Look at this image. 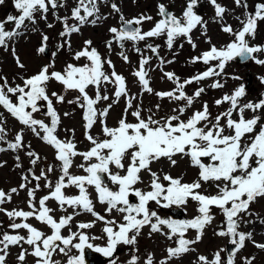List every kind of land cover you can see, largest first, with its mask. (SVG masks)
<instances>
[{
	"label": "snow or ice",
	"instance_id": "obj_1",
	"mask_svg": "<svg viewBox=\"0 0 264 264\" xmlns=\"http://www.w3.org/2000/svg\"><path fill=\"white\" fill-rule=\"evenodd\" d=\"M4 2L5 0H0V5ZM209 2L215 8V17L223 22L226 9L217 0ZM99 3L100 0H77L76 6L71 9L70 17H61L55 13L57 9L65 6V0H13L18 14H9L0 20V48H11L15 62L21 69L25 68V65L11 45L27 33L28 24L33 26L31 31H37L38 19L47 21L50 12L63 24V30L59 33L62 42L57 45V51L51 53L52 59L49 63L41 66L35 74L22 77V83H16L14 86L6 76L0 75V106L54 149L60 171L58 178L53 182L49 179V174L54 171L53 165L49 164L47 168L41 169L39 175L29 168L28 173L22 176L23 182L19 188L13 187L8 191L0 189V205L10 202L13 194L18 193L20 189L25 190L29 209L8 210L0 207V212L11 221L8 225L11 232H0V264H6L10 246L20 247L21 251L17 256L19 264H27L28 255L35 258V264H61L53 258L57 253L67 257V264H85V248L94 247L89 241L100 239L90 236L86 231L93 228L96 221L103 222L102 232L107 242L106 246H95V252L113 257L120 244L135 248L142 229L148 226L151 230L149 235L160 233L168 240H175L177 246L168 247L166 257L159 261V264H170L173 258L196 251L193 246L201 241L206 226L214 219L211 211L213 207L218 208L224 217L215 234L229 237L233 248L229 250L226 260L222 259L221 253L225 251L222 248L213 253L211 258L198 254L193 264H236V255L249 240L255 247L264 250V243L256 242L252 232L239 230L241 223L249 222L244 220V217L253 214L250 205L258 198H264V93L256 101L241 103V99L247 95L246 85L242 83L230 94L225 93L214 101L216 106L227 103L229 107L212 117L207 102L203 103L201 109L187 115L206 89L197 87L191 95L185 90L193 83L199 84L209 78L221 77L226 65L237 58L242 62L254 61L264 65V59L255 55L264 53V45H250L248 39L255 37L257 21L264 20V3L256 5L254 14L247 13L242 20L237 18L242 25L239 30L223 24L222 31L234 37L233 39L219 47L211 44L209 39L208 50L191 58L192 63L202 62L207 66L203 72L181 80L174 72L163 71L161 68L163 76L175 85L171 90L154 92L150 86L147 67L151 57L144 56L141 49L136 48L135 51L141 53V58L133 75L141 86V93H154L161 100L167 98L176 103L177 107L171 110V114L156 118L151 109L148 110L149 114L144 116L143 109L137 105L135 110L131 111L134 122H130L127 116L129 110L133 109L136 95L129 94L126 77L115 71L110 59H103L98 50L91 47V40H86L84 47L73 55L74 60L85 58L87 63H67L62 71L52 70L59 50L71 48L68 38L73 33H78L85 24L96 25L105 19L100 15ZM235 3L237 6L248 7L246 0H235ZM197 4L198 0H187L182 14L177 16L169 11L164 3H160V18L150 30L142 31L140 25L144 21H152V16L141 14L126 19L117 4L112 3V10L120 13L121 26L109 29L113 35L112 39L107 41V47L111 50L113 42H117L123 49L126 40L137 42L146 38L166 36L169 49L178 37H184L196 48L197 45L191 36L193 29L198 25L206 29V21L194 11ZM70 19L76 23L70 24ZM9 22L14 27L6 30V24ZM47 27L52 28L53 25L48 23ZM49 39L47 34L41 33V43L36 48L37 54L47 53ZM147 48L153 54L159 55V45L148 44ZM120 56L128 61L126 52L121 51ZM171 62L160 58L161 65ZM105 64L112 68L110 73L104 70ZM232 78L241 79L239 76ZM259 79L264 83V77ZM51 80L63 85L66 92L73 90L78 93L74 100H68L67 103H75L83 110L85 138L90 143L86 151L78 150L74 138L61 139L57 133L61 117L54 106V99L57 103H63L65 96L55 91L49 94L48 83ZM107 84L115 86L113 102L122 97L126 100L124 114L117 125L112 127L106 122L112 104L109 103L103 109L97 107L101 101L110 99L107 94H102V87ZM90 86L95 88L94 97L89 95ZM211 87L218 89L224 85L219 79H215ZM42 108L46 109L43 114L50 118V123L35 118L34 114ZM155 108L159 111L161 105L157 104ZM247 111L253 113L250 118L245 115ZM68 115V112L64 113L65 117ZM98 121L102 139L89 131ZM6 137L5 121L0 116V142L6 141ZM23 147L22 129L17 132L13 141H7V149L0 147V151H16ZM26 154L33 166L41 159L35 151L29 150ZM178 155L187 157L191 165L198 168L197 179L189 183L184 182L183 177H173L169 173L161 175L152 170L151 165L161 159H167L174 166L177 163L175 157ZM78 156L84 161L77 165L83 170L82 175H74L70 171L74 159ZM16 159L19 161V156ZM16 167L21 165L17 163ZM143 172L150 176L148 190L136 187L143 182ZM105 177L116 186L115 189L109 186ZM41 180L44 181L43 187L47 188L48 192L37 201L36 193L41 189ZM32 181H35L34 187H28ZM206 183L214 184V194L201 191ZM69 187L78 189V194L66 195L65 189ZM89 187L94 188L99 202L106 205L105 211L119 213L121 220L108 219L95 210ZM130 196L137 198V202H130ZM50 200L55 201L65 213L68 208L73 211L57 218L53 215L54 209L48 206L47 202ZM190 200L197 205V215L189 219L162 218L150 207V202H155L164 208L177 206L186 210ZM82 212L91 214L95 220L79 222L73 231L72 222ZM30 218L45 225L50 234L29 223ZM261 223H264V220H261ZM64 229L68 230V235L62 234ZM190 229L196 231L195 239L185 238ZM20 230H25L27 234H20ZM24 245L29 246L31 251ZM72 249L77 250L78 254H70ZM139 259L138 255L132 254L128 264H138ZM254 259L255 257H245L243 264H253ZM111 264H117L116 260L113 259ZM144 264H154L151 253L147 255Z\"/></svg>",
	"mask_w": 264,
	"mask_h": 264
},
{
	"label": "rangeland",
	"instance_id": "obj_2",
	"mask_svg": "<svg viewBox=\"0 0 264 264\" xmlns=\"http://www.w3.org/2000/svg\"><path fill=\"white\" fill-rule=\"evenodd\" d=\"M217 2L226 9L223 22L219 21V19L215 17V8L209 0H198V4L194 8V11L200 15L204 21H206V29L201 28V26L198 25L191 33L192 40L197 45L196 48H193L184 37H178L174 41L173 47L169 49L166 44V36H158L146 38L144 41L137 42L126 40L124 41L123 49H121L119 43L113 42L111 50H109L107 47V41L111 40L113 35L109 32V29L111 27H120L121 22L119 19L120 13H116L111 8L112 3L117 4L126 19H132L133 17H138L141 14L152 16V21H144L142 25H140L142 31H148L154 26L156 20L160 18L158 15V5L160 3H164L165 6L171 9L174 14L180 16L183 9L186 7L187 0H100V15L105 17V19H102L96 25L85 24L81 26L78 33H73L68 38L71 42V48L69 49L68 47H65L59 50L57 56L55 57V66L52 70L62 71L67 63H74L78 65L87 63L85 58H81L79 61L74 60L73 55L76 51L84 47V42L86 40H91V47H95L103 59H110L112 61L115 71L126 77L129 94L136 95L137 97V99L133 102V109L129 110L127 116V119L130 122H134V117L131 116V111L135 110L137 105L143 109L144 116L149 114V109L155 113L156 118L166 114H171V110L177 107L176 103L169 101L167 98L161 100L155 96L154 93H141V86L138 83L137 78L133 75V72L138 67L141 58V53H138L135 49L140 48L144 56L151 57L147 67L149 69L150 86L154 89V92L168 91L175 86L171 81L167 80L163 76L161 68H163V71L174 72L181 78V80L199 72H203L206 70L207 66L202 62L192 63L191 58L199 56L203 51L208 50L210 47L208 42L209 39L211 44H215L218 47L233 39L234 37L222 31L223 24L231 25L234 30H239L242 25L240 20L237 18L239 17L242 20L247 13L254 14L256 5L258 3H264V0H246L248 5L247 8L237 6L235 0H217ZM76 3L77 0H65V6L57 9L55 15L70 17L71 9L76 6ZM9 14H18L13 6V0H5V2L0 5V20L5 19ZM55 15L50 12L48 14L47 21L38 19V23L36 25L37 31L35 32L31 31L33 26L29 23V30L27 33L12 42L11 46L16 49V54L24 63L25 68L21 69L17 66L11 48L8 50L0 48V75L6 76L13 86L16 83H22V77L35 74L41 66L49 63L52 59L51 53L57 51V45L62 42V38L59 36V33L63 30V24L56 20ZM48 23H51L53 27L48 28ZM69 23H76V21L70 19ZM13 27L14 25L10 22L6 24V30H11ZM41 33L47 34L50 38L47 42L50 46V50H47V54L36 53V48L41 43ZM248 39L250 45H264V20L257 21L256 35L255 37H248ZM148 44H152L153 46L159 45L158 56L153 54L151 50L147 48ZM121 51L126 52L128 61H125L120 57ZM255 55H257L259 59H264V53ZM160 58H163L166 62H172L161 65ZM104 70L110 73L112 68L105 64ZM233 76H239L241 79H233ZM260 77H264V65L256 64L254 61L240 62V60H234L229 62L226 65L225 72L221 75V77L209 78L201 81L199 84L193 83L186 87L185 90L189 95H191L197 87H204L206 89L205 93L196 100L187 115H191L192 111L201 109L203 103L207 102L212 117H215L218 113L225 111L229 105L225 103L221 106H216L214 101L221 98L225 93L230 94L242 83L246 85L247 95L241 99V103L260 99L261 94L264 93V83L261 82L259 79ZM215 79H219L224 87L218 89L212 88L211 85ZM114 87L115 86L111 84H107L102 87V94H107L110 99L108 101H101L97 105L99 109H103L109 103L112 104V108L109 110V114L106 118V122L110 127L117 125L118 120L124 114L126 106V100L124 97L120 98L117 102H113L115 100L113 96ZM53 91L65 96V101L63 103H57L54 99V106L61 117V122L57 129L59 137L61 139L74 138L77 143L78 150L86 151L90 147V143L85 138L83 110L75 103H67L68 100H74L78 93L73 90L66 92L63 85L55 80H51L48 83V92L51 94ZM88 91L89 95L94 97L95 88L90 86ZM14 99L15 98L13 97V100ZM157 104L161 105L159 111L155 108V105ZM45 111L46 109L42 108L41 111L35 113L34 116L37 119H44L46 123H50V118L43 114ZM65 112L69 113L66 117L64 116ZM245 115L250 118L253 113L251 111H247ZM0 116H2L5 121V127L7 129L6 141L0 142V147L7 149V141H13L17 132L22 129L24 143V147L22 149L16 151L10 149L0 151V165H2L0 166V189L8 191L13 187L19 188V185L23 182L22 176L28 173L29 168H32L36 175H39L41 169L47 168L49 164L54 166V171L49 174V179L55 182L60 174V171L59 162L55 160L54 149L35 136L26 126L20 124V122L16 118L12 117L2 106H0ZM89 131L92 135L101 139L103 138L99 121ZM29 150L37 152L41 157L40 161L35 166L31 164L30 158L26 154ZM17 156L20 158L19 161L16 159ZM175 159L177 163L174 166L171 165L167 159H161L158 162H154L151 165V168L153 171L161 173V175L163 173H169L173 177H183L184 182L190 183L198 178V168L192 166L187 157H181L178 155ZM83 162L82 157H76L74 159V165L70 171L74 175L84 174L83 170L77 167V165ZM17 163H19L21 167H16ZM142 178L143 182L137 184L136 187H139L142 190H148V185L150 184L149 174L147 172H143ZM105 179L107 178L105 177ZM40 183L41 189L36 193L37 201L41 196L47 194L48 192V189L43 187L44 181L41 180ZM34 185L35 181H32L28 187H34ZM114 187L116 188L115 185ZM201 191L214 194L216 189L214 184L206 183ZM89 192L96 211L100 212L101 215L106 216L108 219L115 218L118 221L121 220V215L119 213L115 211L107 213L105 211L106 206L101 207L99 205H95V203H97V194L94 188L89 187ZM65 193L66 195H76L78 194V189L75 187H69L65 189ZM27 200V192L20 189L18 193L13 194L10 202L0 205V207L8 210L13 208L29 210ZM132 200H135V198H132ZM47 203L49 207L54 209L53 215L57 218L73 211L72 208H68L67 213L61 211L56 202L53 200H50ZM180 208L182 210L181 217L189 219L197 215V205L191 200L188 202L186 210L183 207ZM250 210L253 213L251 216H256L257 218L264 220V198H258L256 202L250 205ZM211 211L214 219L210 225L206 226L201 241L193 246L196 251L186 253L178 258V260H171L170 264H193V261L198 254L208 255L211 258V255L217 250L222 248L225 249V244L230 238L220 237L215 234L222 225L224 217L220 210L216 207H213ZM176 217H180V215H176ZM249 218L252 219L253 222L241 223L239 230L244 232L259 230V232L253 233V239L258 243H264V223H261V221L256 223L258 220L246 216L244 217V220L249 221ZM89 219L93 221L94 217L84 212L76 216L72 222L73 231L76 230L75 225L77 223L83 222L84 220L88 221ZM10 222L9 218L3 212H0V232H11L8 228ZM28 222L45 233L50 232L45 225L40 224L35 219L30 218ZM102 226L103 225H101L100 222L96 221L93 228L86 230L91 233L93 237H100V239H94V242L104 243L105 239L103 235H96V233H101L98 231V228L100 227L102 229ZM22 232H24V230H20V234ZM62 232L64 235H68L67 229L62 230ZM149 232L141 231V235L138 237L137 245L135 248L131 246L133 251L130 252L131 254L139 256V264H144V262H142L143 257L147 256L149 253L153 255L154 264H159V261L167 255L166 249L168 247L175 246V240L171 242V240H168L160 233H152L149 235ZM195 236L196 231L191 229L185 234V238L187 239H195ZM25 248H29V246H25ZM124 248H126V246H124ZM232 248L233 245L230 244L229 250ZM13 249L14 247L10 246L9 255L6 258V264H19L17 260L18 255L12 252ZM221 255L223 260L225 259V256L226 258L228 256L225 252H222ZM245 257H255L253 264H264V250L255 247L250 240L245 242V246L242 248V253L238 258L241 260ZM12 260H15V262ZM26 260L27 264L32 263L30 255L26 257Z\"/></svg>",
	"mask_w": 264,
	"mask_h": 264
},
{
	"label": "flooded vegetation",
	"instance_id": "obj_3",
	"mask_svg": "<svg viewBox=\"0 0 264 264\" xmlns=\"http://www.w3.org/2000/svg\"><path fill=\"white\" fill-rule=\"evenodd\" d=\"M48 47H49V50H50V46L49 45H48ZM107 182L109 183L110 187L115 189L114 185H112L110 183V181H107ZM132 198H135V197L134 196H130V202H133V203L137 202V200H136L137 198H135V200H132ZM95 205H99L101 207H105L106 206L104 204H101L98 199H97V203H95ZM150 207H151L152 210L157 211L158 215H160L162 218H169L170 217V218H174V219H186L184 217H181L182 210H181L180 207L172 206L170 208H164L161 205H157L155 202H150ZM98 213L100 214V212H98ZM89 215H91V214H89ZM176 215H180V217H176ZM246 217L255 218L256 220H258V222H256V223H259L261 221V219L257 218L256 216H246ZM94 220H95V217H94ZM89 221H92V220L91 219H89L88 221L84 220L83 222H89ZM97 222H100L101 225H103L102 226V229H103V227H104L103 222H101V221H97ZM250 222H253V220L250 219L249 222H247V223H250ZM102 229L99 227L98 231H100L101 233H96V235L99 236V235L102 234L104 239H105V241H104V243H97V242L93 241L94 239L90 240L89 242L91 244H93L94 247L95 246H101V247L106 246V242H107L106 241V236L103 234ZM142 231H148L149 232L151 230H150V228L148 226H145L142 229ZM250 232H252V233L259 232V230H252ZM87 233L90 236H92L91 233H89V232H87ZM21 234L22 235H26L27 233L24 230V232H22ZM47 234H50V232H47ZM62 234L64 235L63 232H62ZM173 241L174 240H171V242H173ZM228 243H229V239H228ZM25 246H27V245H24V247ZM124 246H126V248H124ZM175 246H177L176 243H175ZM13 247H14V249H13V251L12 250L11 251L18 255L19 252L21 251L20 247H18V246H13ZM94 247L92 249L85 248V250H84V261H85V264H111V261L113 259L116 260L117 264H128V261L130 260L131 255H132L131 252L133 251V248H131V246L120 244V245H118L116 252L113 254V257H106L102 253L95 252ZM29 251H31L30 248H29ZM145 251H148V250H145ZM224 252L227 254L226 249H225ZM241 253H242V249L236 255V264H243L242 262H243L244 258H242L241 260H239V258H238ZM70 254L76 255V254H78V252H77V250L72 249ZM183 255H181V256H183ZM146 257L147 256L143 257V261L142 262L145 261ZM53 258L55 260H59L61 262V264H67V257L64 256L63 254L57 253V254L54 255ZM30 259L32 260L31 264H35V258L30 255ZM172 260H178V258H173ZM224 260H226V256H225ZM12 261L15 262V260H12ZM138 264H139V262H138Z\"/></svg>",
	"mask_w": 264,
	"mask_h": 264
},
{
	"label": "water",
	"instance_id": "obj_4",
	"mask_svg": "<svg viewBox=\"0 0 264 264\" xmlns=\"http://www.w3.org/2000/svg\"><path fill=\"white\" fill-rule=\"evenodd\" d=\"M120 26H121V22H120ZM48 50H49V47H48ZM48 52V51H47ZM47 54V53H46ZM236 60H238L239 61V58H237ZM240 62H242V61H240ZM229 248H230V243H226V245H225V249H226V252H227V254H228V250H229Z\"/></svg>",
	"mask_w": 264,
	"mask_h": 264
}]
</instances>
